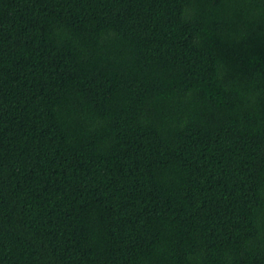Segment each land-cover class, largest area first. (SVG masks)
Segmentation results:
<instances>
[{"label":"trees","instance_id":"obj_1","mask_svg":"<svg viewBox=\"0 0 264 264\" xmlns=\"http://www.w3.org/2000/svg\"><path fill=\"white\" fill-rule=\"evenodd\" d=\"M0 264H264V0H0Z\"/></svg>","mask_w":264,"mask_h":264}]
</instances>
